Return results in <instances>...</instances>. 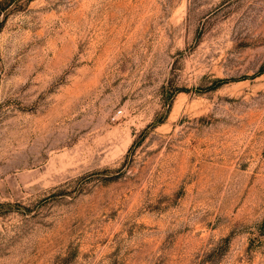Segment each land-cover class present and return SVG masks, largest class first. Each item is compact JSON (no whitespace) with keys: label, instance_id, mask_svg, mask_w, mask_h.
<instances>
[{"label":"rangeland","instance_id":"1","mask_svg":"<svg viewBox=\"0 0 264 264\" xmlns=\"http://www.w3.org/2000/svg\"><path fill=\"white\" fill-rule=\"evenodd\" d=\"M0 264H264V0H0Z\"/></svg>","mask_w":264,"mask_h":264}]
</instances>
